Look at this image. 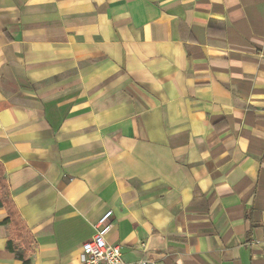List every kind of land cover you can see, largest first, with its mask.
I'll return each instance as SVG.
<instances>
[{
  "label": "crops",
  "instance_id": "crops-1",
  "mask_svg": "<svg viewBox=\"0 0 264 264\" xmlns=\"http://www.w3.org/2000/svg\"><path fill=\"white\" fill-rule=\"evenodd\" d=\"M0 165V264H264V0H0Z\"/></svg>",
  "mask_w": 264,
  "mask_h": 264
},
{
  "label": "built area",
  "instance_id": "built-area-1",
  "mask_svg": "<svg viewBox=\"0 0 264 264\" xmlns=\"http://www.w3.org/2000/svg\"><path fill=\"white\" fill-rule=\"evenodd\" d=\"M112 215L107 210L96 223V232L81 245V264H152V262L138 261L128 263L123 260L120 246L110 244L105 238V224Z\"/></svg>",
  "mask_w": 264,
  "mask_h": 264
},
{
  "label": "trees",
  "instance_id": "trees-1",
  "mask_svg": "<svg viewBox=\"0 0 264 264\" xmlns=\"http://www.w3.org/2000/svg\"><path fill=\"white\" fill-rule=\"evenodd\" d=\"M7 205L9 216L3 221V223H8L11 221V217L13 215V206L12 203L9 199V192H8V187H7V183L5 180V176H4V172L1 169V165H0V207L1 206H5ZM11 241H8V248L10 247Z\"/></svg>",
  "mask_w": 264,
  "mask_h": 264
}]
</instances>
